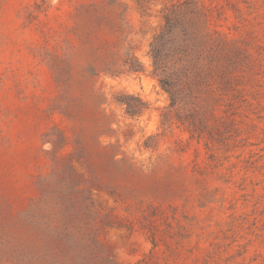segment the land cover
<instances>
[{"label": "rangeland", "instance_id": "obj_1", "mask_svg": "<svg viewBox=\"0 0 264 264\" xmlns=\"http://www.w3.org/2000/svg\"><path fill=\"white\" fill-rule=\"evenodd\" d=\"M176 1L0 0V264H264V0H179L236 47L193 137L150 57Z\"/></svg>", "mask_w": 264, "mask_h": 264}, {"label": "trees", "instance_id": "obj_2", "mask_svg": "<svg viewBox=\"0 0 264 264\" xmlns=\"http://www.w3.org/2000/svg\"><path fill=\"white\" fill-rule=\"evenodd\" d=\"M160 13V30L153 36L150 57L153 73L157 74L160 86L168 95L167 107L179 108L183 90L193 89L195 84H207L211 88L212 78L216 79L218 88L230 87L236 79V47L226 33L214 28L204 14L186 1L165 5ZM207 88L216 100L215 91ZM163 116L164 122L170 120L167 113ZM175 117L191 131L192 137L202 123L196 109L187 114L176 109Z\"/></svg>", "mask_w": 264, "mask_h": 264}]
</instances>
